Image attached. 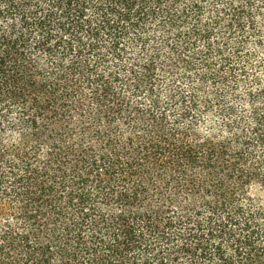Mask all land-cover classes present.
I'll list each match as a JSON object with an SVG mask.
<instances>
[{
  "label": "trees",
  "instance_id": "obj_1",
  "mask_svg": "<svg viewBox=\"0 0 264 264\" xmlns=\"http://www.w3.org/2000/svg\"><path fill=\"white\" fill-rule=\"evenodd\" d=\"M0 264H264V0H0Z\"/></svg>",
  "mask_w": 264,
  "mask_h": 264
}]
</instances>
